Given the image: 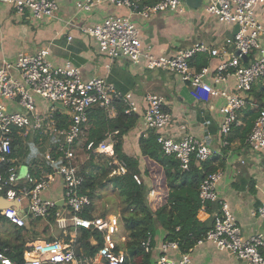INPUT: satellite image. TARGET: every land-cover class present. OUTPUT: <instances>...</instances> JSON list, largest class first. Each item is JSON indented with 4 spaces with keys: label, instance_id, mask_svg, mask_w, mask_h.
Wrapping results in <instances>:
<instances>
[{
    "label": "built area",
    "instance_id": "1",
    "mask_svg": "<svg viewBox=\"0 0 264 264\" xmlns=\"http://www.w3.org/2000/svg\"><path fill=\"white\" fill-rule=\"evenodd\" d=\"M141 1L83 0L77 6L81 10L91 11L108 3L117 8H127L133 13L138 12L145 18L160 12H185L184 0H158L153 5L139 6ZM0 3L11 6L17 15L29 13L37 20L54 18L59 9L57 0H0ZM261 4H264V0H204V10L209 16L239 28L216 48L197 43L170 54H157L153 46L144 43L136 23L129 16L117 14L80 30L93 38L99 51L112 61L126 58L148 71L163 70L179 75L189 83L192 95L197 100L223 97L225 103L221 107L223 118L220 133L222 146L226 147L230 144L233 125L238 124V113L247 104L248 93L258 79L264 78V24L255 13V7ZM199 53L221 56L222 61L214 69L204 66L194 70L191 61ZM50 55L48 46L41 47L34 54L20 52L14 64L5 63L0 69V163L10 162L16 135L24 139L37 133L41 138L53 137L62 152L58 157L53 156L51 150L44 155L52 171L43 167L39 177L35 176L38 171L35 170L34 174L28 172L20 182L17 166L10 167L6 174L0 173V196L18 205L0 209V216L18 227L25 225L28 216L47 223H52L50 221L54 218V226L62 237L27 243L25 264H124L125 251L118 248L115 239L119 232V217L115 214L90 218L82 216L91 201L78 193L81 179L77 177L76 153L83 129L88 125L89 115L95 107L107 109L110 115L115 114V100L123 102L128 114H138L140 107L131 92L123 94L103 77L85 80L79 67L71 62L55 66L49 59ZM245 56L247 59H244ZM12 71L18 73V78ZM231 77L235 81V90L219 89L213 85L225 84ZM209 78L213 82H209ZM9 103H14L15 108L12 109ZM145 106L142 114L145 129L157 135L163 152L178 159L183 170L190 169L194 154L201 161L216 154L214 149L191 134L176 140L166 133L172 123V115L165 110V101L161 96L148 92ZM60 114L64 116L67 126L59 125L57 116ZM247 145L254 152L264 149V109L259 111L247 136ZM87 150L114 157L115 140L108 135L96 147L90 142ZM117 164L112 175L125 174L126 163L122 161ZM223 174L222 170L209 174L200 186L201 206L197 220L201 223L211 221L213 227L194 247L180 252L176 241L153 246L152 237L143 243L147 253H159L157 264H195L192 253L197 246L206 243L248 264H264V233L244 237L229 204L219 198L217 185ZM56 176L63 181V203L69 214L66 217L56 200L42 197V192L53 184ZM135 178L140 182V176ZM214 204H219V212L212 209ZM57 206L59 208L54 212ZM253 215L264 220V204ZM80 229L102 234L103 243L94 253L83 248L82 243L87 241L78 243ZM120 239L124 241L125 237L121 236ZM98 244L96 238H91L90 247ZM0 262L15 264L4 253L0 254Z\"/></svg>",
    "mask_w": 264,
    "mask_h": 264
},
{
    "label": "crops",
    "instance_id": "2",
    "mask_svg": "<svg viewBox=\"0 0 264 264\" xmlns=\"http://www.w3.org/2000/svg\"><path fill=\"white\" fill-rule=\"evenodd\" d=\"M79 1L83 0H57L59 9L56 16L43 20L34 19L29 13L17 15L11 6L0 3V69L5 63L14 64L20 52L34 54L41 47L48 46L51 49L49 59L55 66L71 62L81 69L85 80L103 77L123 94L131 92L140 107L137 114L140 119L125 135L123 149L128 155L139 157L142 170L145 168V161L141 157L139 139L148 133L142 117L146 107L145 96L148 92L158 94L165 101V110L172 115V123L166 133L176 140L191 134L214 149L216 155L223 160L224 164L219 170L224 174L217 185L218 195L220 200L229 204L243 236L264 233V220L253 215L264 204V149L254 152L247 144H241L239 139H232L230 146L223 152L220 126L223 118L221 107L225 99L219 96L209 101L197 100L192 95L189 83L184 82L179 75L163 70L148 71L144 66L136 65L126 58L112 61L99 51L93 38L80 30L82 27L97 25L111 15L129 16L139 27L145 44L153 46L157 54H170L197 43L216 48L236 33L237 26L219 22L209 16L204 10V0L199 9H191L185 3L183 14L167 11L152 14L149 18L108 3L85 11L78 8ZM149 1L144 4H154ZM255 13L258 20L264 24V4L257 5ZM185 16L188 18L186 21L182 20ZM201 55L207 58L205 66L212 69L222 61L221 56L199 53L191 61L194 70L202 68H198ZM11 73L18 78L17 72ZM208 81L213 82L211 78ZM213 85L219 89L235 90L233 77L225 84ZM9 105L12 109L15 108L14 103ZM238 124H243L239 113ZM63 126H66L65 123ZM108 135L111 137L112 134ZM31 136L37 141L43 139L38 133ZM44 138H47L43 146L46 151L40 155H37L36 151L43 152L42 150L37 149L35 153L32 151L31 142L35 140L25 142L27 145L24 153L17 159L16 166L19 170L22 166H27L29 172L32 168L36 171L42 168L44 164L39 162H42L46 152L57 144L53 137ZM26 160L29 164H26ZM45 163L47 164L46 161ZM18 178L23 182L19 175ZM42 197L56 200L65 217L69 216L63 203L62 178L56 176L53 184L42 192ZM4 203L0 196V206H4ZM211 207L219 212V204ZM165 235L166 232L159 227L156 234L159 245ZM192 258L195 264H248L208 243L197 246Z\"/></svg>",
    "mask_w": 264,
    "mask_h": 264
},
{
    "label": "trees",
    "instance_id": "3",
    "mask_svg": "<svg viewBox=\"0 0 264 264\" xmlns=\"http://www.w3.org/2000/svg\"><path fill=\"white\" fill-rule=\"evenodd\" d=\"M148 1L142 0L139 6ZM199 62L200 69L207 64V58L201 55ZM113 106L115 107L114 115H110L105 108L95 107L89 115L87 125L89 127H85L81 135L88 158L83 163L77 164V177L81 179L78 193L87 196L91 201L89 208L82 213V216L90 218L110 214L111 211L105 208V202L114 199L117 203L111 205V209L119 217V232L115 239L118 241V248L125 251L124 264H135L137 259H141L143 264H157L159 253H147L143 243L152 237V245H159V240L156 238L159 227L166 232L160 243L176 241L179 243L181 252L194 247L213 227L211 221L201 223L197 220V212L201 206L199 191L203 180L209 174L219 170L224 163L216 154L205 161H201L199 156L194 154L190 169L185 171L181 168L178 159L163 152L157 142V135L149 130L139 139L141 157L145 161V168L142 170L139 157L130 156L123 149L125 135L137 125L140 117L135 113H126V106L122 101L115 100ZM262 109H264V78L258 79L248 93L247 104L239 111V119L243 124L233 125L230 141L239 139L241 144H247V136ZM57 118L61 127L64 122L67 126L62 115H58ZM108 134L114 136V157L87 150L90 142L96 147L107 138ZM29 140L37 142V139H33L32 136L26 139L19 135L14 137L10 162L0 163V173L6 174L10 167L16 166L17 159L24 153L25 145H27L25 142ZM229 146L223 147L224 153ZM50 150L55 157L62 154L58 143ZM122 161L127 165V172L112 175V171L118 167L117 162ZM25 162L29 164V161ZM39 163L44 165L35 173L36 177L41 175L43 167L52 171V167L46 164L45 160ZM34 171L35 169L32 168L30 172L34 174ZM135 176L141 177L140 182ZM106 191L112 196L106 195ZM58 208V206L55 207L54 212ZM40 221L28 216L25 225L18 227L0 216V254L4 253L15 264H25L24 252L27 243L38 239L40 232L38 234L36 227ZM50 222L54 223V218ZM42 231L44 234L45 230ZM121 236L125 237L124 241H121ZM56 238L59 236H51L47 240L52 241ZM91 238H96L99 244L90 247ZM77 241L78 243L87 241L85 244L82 243L83 248L87 252L94 253L99 245H102L103 237L101 233L80 229Z\"/></svg>",
    "mask_w": 264,
    "mask_h": 264
},
{
    "label": "rangeland",
    "instance_id": "4",
    "mask_svg": "<svg viewBox=\"0 0 264 264\" xmlns=\"http://www.w3.org/2000/svg\"><path fill=\"white\" fill-rule=\"evenodd\" d=\"M187 19L188 18L185 16V18H183L182 20L186 21ZM187 26H188V24H187ZM45 139H47V138H43L42 140L40 139V141H37L36 144L34 142H31L32 151H35L37 149L43 151V152H41V151L40 152H36L37 155H40L41 153L43 154L46 151V150H44V147H43L45 145ZM76 155H77L76 162L79 163V164L83 163L88 158V155L86 154V152H85V150L83 148V138H81V142L78 145ZM30 158H28V159H30ZM105 194L108 195V196H112V194H110V192H108V191H106ZM103 202H105V201H103ZM115 203H117V201H115L114 199L105 202V205H106L105 208L108 209L109 211H111L110 214H115V213H113V210L111 209V205H113V204L115 205ZM107 215H109V214H107ZM107 215H105V216H107ZM51 227H52V230H51ZM36 230H38L37 231L38 234L40 232V234L38 235L39 237H38L37 240L47 239V238H49L51 236H54V237H58V236L60 237L61 236V234L59 233L60 232L59 229L54 226V223H47L46 221H40L39 225L36 227ZM42 230H45L44 234H42V232H43ZM135 264H143V263H142L141 259H137Z\"/></svg>",
    "mask_w": 264,
    "mask_h": 264
},
{
    "label": "water",
    "instance_id": "5",
    "mask_svg": "<svg viewBox=\"0 0 264 264\" xmlns=\"http://www.w3.org/2000/svg\"><path fill=\"white\" fill-rule=\"evenodd\" d=\"M186 5L191 8V9H199L201 6H202V3H203V0H184ZM239 30V28L237 27L236 28V32ZM244 59H247V56L244 57ZM29 172V168L27 166H22L19 170V177L21 179H24L26 174ZM1 199L5 202L4 203V206H0V208H6V207H10V206H14L16 205L17 206V203L16 202H12V201H9L7 200L6 198L4 197H1ZM1 264V262H0Z\"/></svg>",
    "mask_w": 264,
    "mask_h": 264
}]
</instances>
